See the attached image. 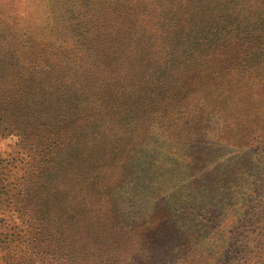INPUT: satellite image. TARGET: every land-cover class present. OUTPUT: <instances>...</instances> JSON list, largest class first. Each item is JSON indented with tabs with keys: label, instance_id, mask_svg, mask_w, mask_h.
Returning <instances> with one entry per match:
<instances>
[{
	"label": "rangeland",
	"instance_id": "1",
	"mask_svg": "<svg viewBox=\"0 0 264 264\" xmlns=\"http://www.w3.org/2000/svg\"><path fill=\"white\" fill-rule=\"evenodd\" d=\"M69 6L0 0V158L24 165L10 175L34 184L27 196L35 195L41 210L56 214L65 206L64 225L78 249L93 246L103 264H131L136 252L154 264H218L217 247L230 230L250 229L238 221L241 208L264 191V47L240 51L236 61L235 49L221 58L212 49L208 66L194 64L205 60L202 50L188 63L183 55L170 61L160 74L171 91L182 90L181 101L172 100L168 112L155 101L156 112L138 117L137 106L123 105L118 91L112 93L118 110L110 106L95 69L74 73L61 52L49 55L52 65L45 63L46 51L31 62L22 55L27 30L41 36L46 26L58 29L57 37L70 35L66 24L89 18L85 4L74 5L70 17ZM222 58L231 64L222 67ZM27 209L38 217V208ZM73 212L80 215L76 222ZM107 219L121 232L109 245L106 231L96 241L101 237L91 228Z\"/></svg>",
	"mask_w": 264,
	"mask_h": 264
},
{
	"label": "trees",
	"instance_id": "2",
	"mask_svg": "<svg viewBox=\"0 0 264 264\" xmlns=\"http://www.w3.org/2000/svg\"><path fill=\"white\" fill-rule=\"evenodd\" d=\"M196 1L61 0L70 5L69 17L70 13L74 14V5L85 4L89 18L66 24L72 27L70 35L57 37L58 29L46 26L42 28L41 36H36L40 32L27 30L22 36L26 45V52L22 55L31 62L46 51L45 63L52 65L49 55L61 52L67 55L69 64L66 65L70 71L86 73L95 69L98 79L104 77V96L116 110L117 100L112 98L114 91L119 92L123 105L131 102L137 106L138 117L147 118L156 112L152 108L155 101L163 102L162 107L168 112L172 100L181 101L179 93L182 91L179 88L171 91L166 75L160 74L170 61H176L183 55L188 63L190 54L202 50L205 60L199 58L194 64L208 66V62H214L212 49L219 58L228 49L226 54L235 49L238 52L236 61L241 52L264 47V0H217L216 4L213 3L215 0ZM242 2L246 4L242 5ZM204 10L213 12L208 14ZM61 15L65 21L67 15L64 10ZM0 21L3 22L2 16ZM8 23L11 29V22ZM168 38L171 40L165 46ZM66 44L72 49H63ZM163 48H166L165 53H162ZM247 53L245 55L249 57L255 51ZM69 59L76 69L72 70L73 64ZM222 60V67L231 64L226 58ZM83 65L88 67L84 69ZM129 89L137 94L129 93ZM262 158L264 160V152ZM23 167L0 158V264H103L102 259L92 253L93 246L90 249L84 243V248L78 249V240L64 225L65 206H59V212L53 214L40 209L35 203V195L29 199L26 187L33 188L34 184L20 181L18 177L15 179V174L10 175L14 169L19 172ZM256 190L254 185L251 192ZM261 191L257 193L260 197L255 196L256 193L251 194L258 206L248 201L238 218V221L249 222L247 228L250 229L246 232L230 230L221 246L217 247L221 258L218 264H264V191ZM26 207L30 212L33 207L38 208L33 210L38 217L26 213ZM76 213L80 214L79 211ZM76 213L72 214L75 222L81 215L77 217ZM86 214L84 212L81 216ZM31 217L34 221L29 223ZM26 222L33 231L28 229ZM94 222L91 228H97L96 235L101 237L96 241H100L102 232L106 231L105 242L108 241V245L111 241L118 242L121 232L119 227H114L113 221ZM42 225L48 230L43 232ZM111 230L115 232L113 236ZM51 234L54 237L45 240V235L49 237ZM137 254L131 257L133 264H154L148 256Z\"/></svg>",
	"mask_w": 264,
	"mask_h": 264
}]
</instances>
